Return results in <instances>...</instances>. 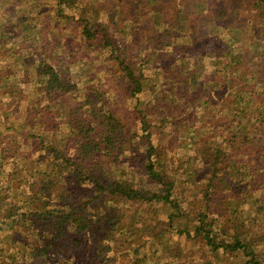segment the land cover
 <instances>
[{"label":"trees","instance_id":"obj_1","mask_svg":"<svg viewBox=\"0 0 264 264\" xmlns=\"http://www.w3.org/2000/svg\"><path fill=\"white\" fill-rule=\"evenodd\" d=\"M134 1L115 0L95 24L80 15L85 44L101 48L123 78L106 81L108 89L90 83L82 90L66 76L54 55L61 47L50 53L41 41L42 51L36 45L29 53L26 74L43 93L41 107L31 102L27 109L21 134H0V230L8 233L0 264H168L161 222L167 206L177 210L167 212L169 222L202 254L225 253L228 264H264V0H215L210 13L192 10L187 0H161L171 24L146 37L130 26ZM56 8L72 21L84 7L82 0H56ZM226 19L230 31L240 32L238 40L222 33L223 26L198 30L200 23ZM21 39L20 29L0 32V58ZM155 55L195 61L176 67L170 87L150 86L147 100H160L157 111L141 104ZM169 70L162 74L171 79ZM117 86L138 113L139 129L129 138L115 107ZM66 112L71 130L58 144L54 132ZM157 130L169 135L161 146L153 142ZM129 143L145 148L143 173L114 179V158ZM22 149L27 170L19 162ZM106 197L114 201L111 212L103 206ZM15 227L22 235L12 240Z\"/></svg>","mask_w":264,"mask_h":264},{"label":"rangeland","instance_id":"obj_2","mask_svg":"<svg viewBox=\"0 0 264 264\" xmlns=\"http://www.w3.org/2000/svg\"><path fill=\"white\" fill-rule=\"evenodd\" d=\"M115 0H82L83 7L76 13L74 20H66L62 18L56 8V0H0V32H11L13 29H20L24 32L26 40H16L9 47L12 50L5 53L0 59V75L4 78L0 83L6 85L8 82L9 88L0 90V127L2 128L0 134L22 132L28 125L27 109L33 108L31 102H34L35 107L40 106L41 95L43 89L34 77L28 78L27 71L29 63L26 59L30 56V52L38 45V50L42 51V42L49 46L50 53L56 46L61 47V50H56L54 55L59 65H61L63 72L71 75L73 80L79 82V87L85 90L90 83H97L96 87L99 89H108L104 86L106 81H112L114 78H123L116 66V64L109 60L108 57L99 49L85 44L83 37L80 36V29L82 21L80 15L83 11L92 23H98L103 19L100 11H113L112 4ZM188 5L192 10L210 13L216 11L215 0H187ZM161 0H136L133 5V12L137 13L135 19L130 23L131 27H135L137 37H146L153 30L158 27H165L171 24V19L164 17L161 12ZM124 12H126L124 7ZM106 17V16H105ZM209 18L212 15L209 14ZM137 19V20H136ZM229 19L217 21L216 24L209 25L207 23H200L198 26L199 32L213 31L218 26L225 27L226 36L238 40V31L229 30ZM54 41V43H47L46 40ZM42 41V42H41ZM41 42V43H40ZM54 51V50H53ZM71 51L73 53H71ZM7 52V51H6ZM195 61L184 60L179 57L170 58L164 55H155L150 62V70L145 73V80L143 86L147 89L145 94L141 95V104L152 106L153 111L159 110V104H154L147 97L151 95L150 86L164 84L165 87H170L168 82L175 79V69L178 66L192 67ZM203 62L208 64L209 60L203 58ZM199 61H196V65ZM214 66V65H213ZM169 68L170 78H166L164 74L165 68ZM15 72H14V70ZM12 75L6 80L5 77ZM173 77V78H172ZM114 84H117L116 80ZM119 91L116 97V109L123 120L122 132L129 138L130 133L137 132L139 129L138 113L127 102V92L121 90V86L115 88L114 94ZM112 96L109 92L107 96ZM41 107V106H40ZM72 117L70 112H66L61 116V127L54 132V139L58 144H63L67 139L71 130ZM164 131V130H163ZM157 130L152 136L153 142L156 146H161L167 143L169 135L167 131ZM20 137V135H19ZM22 137L19 138L21 140ZM25 140V139H24ZM182 143H188L187 139H182ZM132 143V142H130ZM128 144L123 150V156L114 158L115 170L112 173L114 179L122 177L123 173L142 172L141 164L144 159L145 148L138 150L135 144ZM26 150H21V157L19 158L20 166L27 170L30 162L25 156ZM120 160V161H119ZM31 166V164H30ZM109 197L105 198L103 206L108 212L114 208V201H108ZM156 205V204H153ZM133 208L140 207V204L130 205ZM160 208V207H158ZM149 210H155L150 208ZM165 211L161 213V222L163 229L164 242L166 243V253L164 257L169 261L168 264H203L204 259H213L214 264H228L230 256L225 253L215 258V254H202L199 251L197 243H193L187 239L185 234H181L178 228L169 222L167 212H177L173 207H165ZM160 212V211H159ZM237 212L243 216L245 209L242 206L237 208ZM156 214V213H155ZM154 214V215H155ZM262 231L264 233V220H260ZM259 223V222H258ZM1 228V226H0ZM20 228L15 227L10 234V239H14L22 235ZM8 233L0 230V244L7 246L6 237ZM24 236V235H23ZM8 238V237H7ZM5 241V242H4ZM2 247V246H1ZM204 258V259H203ZM237 260V259H236ZM164 263V262H163ZM159 262V264H163Z\"/></svg>","mask_w":264,"mask_h":264}]
</instances>
